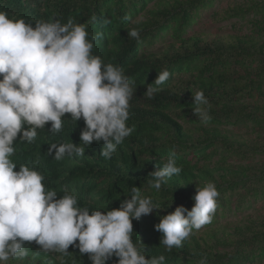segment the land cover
Segmentation results:
<instances>
[{
  "label": "trees",
  "instance_id": "obj_1",
  "mask_svg": "<svg viewBox=\"0 0 264 264\" xmlns=\"http://www.w3.org/2000/svg\"><path fill=\"white\" fill-rule=\"evenodd\" d=\"M216 1L0 0V10L32 21L33 27L36 20L50 19L86 24L89 38H95L93 54L121 67L134 88L127 122L134 131L111 159L100 154L102 142L84 146L82 157L56 161L48 156L52 142L80 143L85 123L66 114L60 134L49 132V124L39 130L35 143L17 144L13 157L17 170L20 164H34L59 195L75 192L82 206L103 210L118 208L131 195L132 186L141 187L142 195L153 196L163 209L133 220V240L145 244L149 258L165 255V264H199L203 257L207 264H264V206L225 223L214 217L170 252L160 244L162 233L154 227L177 206L190 210L196 186L210 181L220 191L218 204L226 207H231L236 195L243 203L250 193L264 194V157L250 162L229 158L248 153L264 156V0H236L222 12H214L218 21L247 20L246 33L190 34L200 12ZM133 28L139 30V40L128 36ZM165 69L171 73L169 80L149 99L147 85L156 86L158 72ZM200 90L210 105L212 119L207 124L192 110L193 94ZM246 123L254 125L256 136L227 127ZM219 146L224 153L215 159ZM173 150L182 172L157 193L149 188V174L162 167ZM26 247V260L8 264H91L88 254L81 255L73 246L67 255L45 253L35 242H26ZM116 260L113 257L107 264Z\"/></svg>",
  "mask_w": 264,
  "mask_h": 264
},
{
  "label": "clouds",
  "instance_id": "obj_2",
  "mask_svg": "<svg viewBox=\"0 0 264 264\" xmlns=\"http://www.w3.org/2000/svg\"><path fill=\"white\" fill-rule=\"evenodd\" d=\"M139 40V30H128ZM94 37L86 24L72 19L26 22L0 10V264L29 257L26 242H35L45 253L67 255L70 246L88 254L91 264H165L166 257H147L145 244L133 240V220L163 209L151 195H142L132 186L131 195L118 208L82 206L75 192L59 195L45 183L35 165L17 163V144H33L39 130L47 125L54 135L64 130L66 114L72 121L83 119L80 143L52 142L47 155L54 160L82 157L85 147L103 143L100 154L111 159L117 147L131 136L128 126L133 82L121 67L105 63L93 54ZM168 70L158 72L147 85L151 99L169 80ZM194 114L207 124L211 119L209 101L203 90L193 94ZM38 163V160H37ZM176 152L149 175V188L157 193L182 172ZM220 191L215 182L196 186L189 210L180 205L160 218L155 230L162 233L160 244L167 251L180 248L195 232L212 223L219 208ZM59 197V198H58ZM116 199H119V194ZM31 264V261H29ZM199 264H207L203 257Z\"/></svg>",
  "mask_w": 264,
  "mask_h": 264
},
{
  "label": "rangeland",
  "instance_id": "obj_3",
  "mask_svg": "<svg viewBox=\"0 0 264 264\" xmlns=\"http://www.w3.org/2000/svg\"><path fill=\"white\" fill-rule=\"evenodd\" d=\"M242 1V0H239ZM236 0H217L215 5L210 9H205L200 12L199 18L197 22L190 29V34L196 32H202L210 35H227L234 33H246L249 30V23L245 19H232L225 21H218L215 17L214 12H222L224 8L229 5H233ZM158 45H161L159 43ZM234 131L243 134L247 137H252L257 135V131H255V127L252 123L240 124V125H229L227 126ZM218 150V152H217ZM215 152V159L220 157L224 153V149L222 146ZM227 154V152H226ZM262 155L252 156L248 153V155H230L229 158L231 161H243L250 162L252 160H259L263 158ZM239 195H236L234 198V202L231 207H226L222 204L219 205L217 210V216H215L218 223H225L230 220H238L244 217L247 213H254L256 210L262 209L264 206V194H260L258 197L254 196L252 193L246 196L245 202H240ZM241 205L238 208V205Z\"/></svg>",
  "mask_w": 264,
  "mask_h": 264
}]
</instances>
